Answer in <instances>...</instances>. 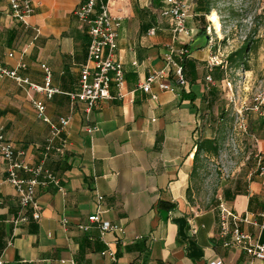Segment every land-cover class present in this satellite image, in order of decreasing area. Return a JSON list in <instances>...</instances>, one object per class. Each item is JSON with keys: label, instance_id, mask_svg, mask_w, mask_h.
Segmentation results:
<instances>
[{"label": "crops", "instance_id": "crops-1", "mask_svg": "<svg viewBox=\"0 0 264 264\" xmlns=\"http://www.w3.org/2000/svg\"><path fill=\"white\" fill-rule=\"evenodd\" d=\"M85 1L32 0L34 14L23 23L9 15V1L0 0V65L15 69L25 64L20 75L39 86L45 85L48 68L51 87L58 91L47 99L0 77V128L22 161L43 166L62 188L38 187L40 221L29 210L26 224L15 223L20 204L0 155V262L264 264L239 247H225L220 237L224 204L244 219L242 231L264 243L259 159L251 158L248 173L222 184L214 205L202 209L193 201L201 155H213L202 150L197 161L195 156L203 140L218 139L226 107L220 92L228 78L225 68L212 66L216 50L210 37L200 34L204 15L197 3L184 0L191 5L189 34L176 42L177 49L188 50L178 58L184 61L186 84H178L170 71L165 81L174 91L154 85L148 94L140 85L165 70L164 54L174 40L171 17L165 15L170 6L165 0L109 1L112 16L120 21L116 60L125 74L124 98L112 85V98L87 116L83 104L73 105L70 96L80 91L82 68L89 63V27L76 16ZM35 100L45 102L50 122L62 129L53 144L51 126L38 118ZM67 118L72 120L62 128L60 122ZM88 127L97 130L91 135ZM260 148L264 157V138ZM19 175L32 178L25 171ZM99 197L101 218L122 227L123 233L102 236L97 224L80 229L98 212ZM108 248L116 262L102 255Z\"/></svg>", "mask_w": 264, "mask_h": 264}, {"label": "built area", "instance_id": "built-area-1", "mask_svg": "<svg viewBox=\"0 0 264 264\" xmlns=\"http://www.w3.org/2000/svg\"><path fill=\"white\" fill-rule=\"evenodd\" d=\"M9 1V15L19 22L25 23V20L34 14V6L32 0H8ZM110 0H86L78 10L76 16L84 25L89 27V34L91 37V45L89 48V63L82 68L80 91L71 94L73 105L81 103L84 106L87 116H90L95 108L103 101L110 100V90L112 85L119 89L118 96L124 98L123 90L125 88V74L120 62L116 60V52L118 49V30L120 28V21L112 16L109 9ZM170 8L165 12V15L170 16L172 20L174 40L168 46L164 54V62L166 64L165 70L156 71L152 73L143 84L140 85L145 93L150 94L153 86H158L161 91L173 92L174 87L165 80L172 76L170 71H173L175 81L180 84H186L184 75V67L182 61L188 55L187 49H177L176 42L183 35H188L187 21L190 18L191 5L184 0H165ZM1 13V12H0ZM12 56V55H11ZM213 58L212 66L221 65L222 61H216ZM26 65L21 64L18 68L9 69L0 65V77L7 78L14 81L19 86L29 90L44 94L45 98L52 99L58 93L56 89L51 87L50 71L47 68L44 70L47 73L46 83L44 86H39L32 83L28 78L22 77L19 73L20 69H25ZM207 81L212 83V78L208 77ZM230 85V84H229ZM153 99L157 96L153 95ZM38 118L50 124L51 138L50 144H53L56 138L61 134L62 129L53 125L46 115V104L42 100H35L33 102ZM71 118L62 119V128L70 124ZM95 127H88L87 132L91 135L96 131ZM0 155L8 164V181L15 188L20 204L19 216L16 218L17 224L28 222L27 213L31 210L32 217L36 221H40L41 212L39 204L36 200V190L38 187H47L49 184H54L60 187V180H58L43 166L36 168L28 166L19 158L15 152L12 144L9 143L2 128H0ZM260 172H264V167H259ZM19 171H25L32 175L31 179H24L20 177ZM260 173V174H262ZM101 201L99 197V210L95 215L88 218V224H82L80 229L88 231L93 224H97L100 228L102 236L107 233H123L122 227L112 224L107 220L101 218ZM245 221H247L245 219ZM244 222L240 216L235 214L230 208L224 204L220 205V237L224 240L225 247H239L252 258L264 262V243L255 241L253 237L241 230L240 224ZM66 223V222H65ZM103 256L108 257L112 262L117 261L115 252L108 248L102 253ZM2 264V262H0Z\"/></svg>", "mask_w": 264, "mask_h": 264}, {"label": "rangeland", "instance_id": "rangeland-1", "mask_svg": "<svg viewBox=\"0 0 264 264\" xmlns=\"http://www.w3.org/2000/svg\"><path fill=\"white\" fill-rule=\"evenodd\" d=\"M206 1L211 12L205 16L203 26L216 50L215 60L227 61L246 41H250L252 49L239 67L229 62L225 68L228 78L220 92L226 107L217 133L219 155L207 158L201 155L194 184L193 201L202 209L216 203L225 181L248 173L251 158L260 162V141L264 138V129L259 124L264 117V0ZM213 11L218 14L219 33L209 21Z\"/></svg>", "mask_w": 264, "mask_h": 264}, {"label": "trees", "instance_id": "trees-1", "mask_svg": "<svg viewBox=\"0 0 264 264\" xmlns=\"http://www.w3.org/2000/svg\"><path fill=\"white\" fill-rule=\"evenodd\" d=\"M197 11L200 13H203L204 15V22H205V16L208 15L211 12V8L209 7V3L206 0H197ZM203 29L200 34L204 36V39H208L209 35L207 33L206 26H203ZM251 43L250 41H246L243 46L237 50L236 52L232 53L231 55L228 56L227 61H224L221 65L218 66V68H226L227 64L231 62V64L235 65L236 67H239V65L242 64L243 58L246 53H248L251 50ZM182 61V65H183ZM184 67V66H183ZM184 75H185V70H184ZM219 80L222 78L219 76ZM213 95V94H212ZM261 129H264V117L260 118V123ZM206 151L207 153L217 157L219 155L220 147L217 142V140H203L201 145L198 147L197 154L195 156V160L197 161L199 159V155L201 151ZM259 167H264V157L259 162ZM260 171V169H259Z\"/></svg>", "mask_w": 264, "mask_h": 264}, {"label": "bare ground", "instance_id": "bare-ground-1", "mask_svg": "<svg viewBox=\"0 0 264 264\" xmlns=\"http://www.w3.org/2000/svg\"><path fill=\"white\" fill-rule=\"evenodd\" d=\"M218 14H216V12H212L211 14V17H210V20L213 21L214 25H215V28L217 31H220L221 30V26H220V22L218 20Z\"/></svg>", "mask_w": 264, "mask_h": 264}]
</instances>
